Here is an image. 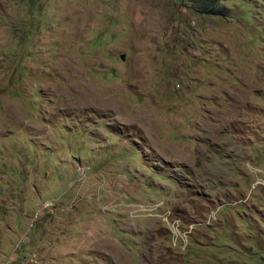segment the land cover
Masks as SVG:
<instances>
[{
  "label": "rangeland",
  "instance_id": "1",
  "mask_svg": "<svg viewBox=\"0 0 264 264\" xmlns=\"http://www.w3.org/2000/svg\"><path fill=\"white\" fill-rule=\"evenodd\" d=\"M0 0V264H264V0Z\"/></svg>",
  "mask_w": 264,
  "mask_h": 264
},
{
  "label": "trees",
  "instance_id": "2",
  "mask_svg": "<svg viewBox=\"0 0 264 264\" xmlns=\"http://www.w3.org/2000/svg\"><path fill=\"white\" fill-rule=\"evenodd\" d=\"M193 4L204 13L225 14V9L218 8L215 5V0H191Z\"/></svg>",
  "mask_w": 264,
  "mask_h": 264
}]
</instances>
